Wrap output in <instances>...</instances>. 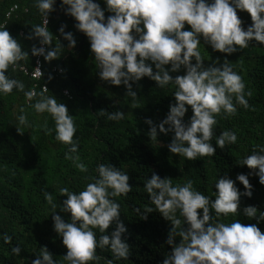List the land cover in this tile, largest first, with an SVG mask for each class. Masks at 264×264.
<instances>
[{"label": "clouds", "instance_id": "9594fccd", "mask_svg": "<svg viewBox=\"0 0 264 264\" xmlns=\"http://www.w3.org/2000/svg\"><path fill=\"white\" fill-rule=\"evenodd\" d=\"M34 3L43 17V25H33L25 38H38L41 46L34 44L32 55L51 62L60 57L61 43L51 47L54 34L49 31V16L57 10V0H34ZM103 4L104 7L100 0H61L59 7L74 18V27L88 38L101 80L123 85L126 95L133 100L137 97L133 85L139 87L138 82L144 77L155 81L159 88H175L174 102L169 105L166 117L159 124L145 119L150 126V140L172 133L167 145L170 152L193 161L215 156L217 148L235 144L238 136L231 130L216 137L215 146L211 142L217 116L235 115L237 104L247 109L246 95L250 97L252 93L245 92V82L227 56L223 63L216 57L206 66L200 46L210 45L213 51L231 55L248 48L253 41L264 44V0H103ZM238 11L250 14L252 23L246 28ZM106 12L110 14L106 16ZM66 28L67 24H62L58 31L68 41L67 47L74 49L77 40ZM28 57V51L6 24L0 25V95H9L14 89L24 92L25 84L10 76L9 69L24 71L20 62ZM37 68L34 75L43 76L40 67ZM181 71L183 74H179ZM47 91L45 86L39 93L33 88L24 94L28 101L39 96L32 105L35 112L51 116L55 139L70 146L66 159L72 160L79 171L87 172L79 155L80 146L74 140L77 128L73 115L64 103L46 95ZM189 106L192 115L185 120ZM99 114L114 121L125 116L121 110L109 113L103 109ZM17 120L20 125L29 124L26 114L19 115ZM45 130L48 134L52 132L47 124ZM237 164L250 169L236 177L244 185V191L241 192L236 180L221 175L214 184L215 199L196 190L192 180L174 186L171 177L161 178L155 172L146 180L144 187L155 208L141 213L142 219L155 210L172 225L165 242L171 245V251L160 264H264V231L259 227L264 223V211L255 205L241 209V197L253 195L249 177L257 176L264 185V146L254 149ZM96 171L98 176L90 178L92 182L83 190L60 189L61 195L66 196L60 212L70 214L67 220L56 213L52 194L45 192V199L53 209V229L67 248L63 255L67 264H99L97 248L110 250L115 261L128 260L132 255L125 236L128 229L121 219V205L115 199L132 191L130 176L113 164H99ZM240 215L256 222L220 219ZM97 230L101 233L99 238ZM3 240L10 244L12 237L4 233ZM11 251L19 256L22 248L16 245ZM32 264H57V260L44 246ZM108 264L114 261L109 260Z\"/></svg>", "mask_w": 264, "mask_h": 264}, {"label": "trees", "instance_id": "16d2710c", "mask_svg": "<svg viewBox=\"0 0 264 264\" xmlns=\"http://www.w3.org/2000/svg\"><path fill=\"white\" fill-rule=\"evenodd\" d=\"M60 3L61 0H57V10L49 16V31L54 34L51 47L61 43L60 57L48 62L41 56L44 75L39 79L19 68L15 71L10 68L9 75L25 84L24 92L35 88L39 93L47 86L46 95L57 98L68 107L77 128L74 140L80 146L81 162L86 164L88 171H79L72 160L66 159L70 146L55 139V123L51 116L35 112L32 105L39 96L28 101L24 92L16 89L9 95H0V264H32L44 246L53 253L57 264H67L63 258L67 248L53 229V209L45 199V192L52 194L57 204L56 213L67 220L70 214L60 212L66 199L60 189L83 190L87 183L92 182L90 178L98 176L96 169L102 163L113 164L130 176L132 191L115 199L121 205V219L128 229L125 236L131 245L132 255L128 260L115 261L110 250L97 248V255L101 257L99 264H108L109 260L114 264H160L171 251V245L165 242L172 225L155 210L147 213V219H142L141 213L149 207L155 208L144 183L153 172L161 178L171 177L174 186L192 180L196 190L215 199L214 184L219 176L228 175L236 180L238 174L250 171L248 166L237 163L254 149L264 146V44L253 41L248 48L231 55L201 44L205 65L211 64L216 57H220L223 63L227 56L234 71L242 76L245 92L251 91L252 95H246L247 109L237 104L235 115L217 116L218 123L211 141L214 146L216 137L225 130L235 131L237 142L226 145L224 149L217 148L215 156L188 160L172 154L167 147L172 133L161 134L156 141H151L148 136L150 126L145 123L146 118H151L159 124L166 117L169 105L174 102L175 88H159L155 81L144 77L138 82L139 87L133 85L137 92L133 100L126 95L123 85L115 86L101 80L88 38L74 27L76 21L64 14ZM100 3L104 7L103 0ZM14 4L17 9L6 17ZM109 14L106 12V16ZM238 15L246 22L245 28L252 23L247 12L238 11ZM4 22L29 53L27 60L20 64L32 71L37 56L32 55L31 48L34 44L39 47V39L25 37L33 25H42V16L34 0H0V25ZM62 24H67L65 31L74 33L77 40L74 49L67 47L68 41L58 31ZM49 75L53 78L49 79ZM103 109L109 113L121 110L125 113L124 119L110 120L107 115L99 114ZM21 114L27 115L28 125L19 124L17 117ZM191 115L189 106L185 120ZM45 124L52 129L51 134L46 132ZM249 180L253 185V195L241 197V209L255 205L264 211V185L260 184L257 176H250ZM236 184L243 192L244 185L238 180ZM177 217L183 222L179 212ZM220 219L225 222L240 219L245 224L256 222L243 215ZM259 227L264 231V223ZM4 233L12 237L10 244L4 242ZM100 235L97 230V237ZM179 240L177 236L176 242ZM16 245L22 248L19 256L11 251Z\"/></svg>", "mask_w": 264, "mask_h": 264}, {"label": "built area", "instance_id": "2783aa9c", "mask_svg": "<svg viewBox=\"0 0 264 264\" xmlns=\"http://www.w3.org/2000/svg\"><path fill=\"white\" fill-rule=\"evenodd\" d=\"M17 9V5L16 4H14L13 6H11L10 7V9L7 11V13H6V17H9L10 15H11V13L14 11V10H16ZM5 23L6 22H4L2 25H5ZM42 25H43V17H42ZM41 45L39 44V47H40ZM37 67H40V69L42 68V62H41V56H37V58H36V60H35V66H34V68H33V70L32 71H28L24 66H23V68L25 69L24 70V72L25 73H27V74H29L32 78H34V79H39L41 76H36V75H34L39 69L37 68ZM42 71V70H41ZM43 89H44V87H43ZM65 92V94H68V92L65 90L64 91Z\"/></svg>", "mask_w": 264, "mask_h": 264}]
</instances>
